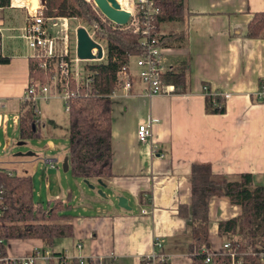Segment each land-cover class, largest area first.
I'll list each match as a JSON object with an SVG mask.
<instances>
[{"label":"crops","instance_id":"crops-1","mask_svg":"<svg viewBox=\"0 0 264 264\" xmlns=\"http://www.w3.org/2000/svg\"><path fill=\"white\" fill-rule=\"evenodd\" d=\"M184 7L181 18L158 23L161 35L181 36L163 43L160 59L166 71L182 73L184 80L169 81L172 93L148 96L135 74L128 91L110 97L112 174L102 181L105 185L90 179L93 190L76 197L71 236L55 239L52 246L39 237L10 238L8 255L37 248L65 252L76 258L73 264L79 257L83 264H140L152 249L153 237L159 236L169 264H192L186 252L188 221L178 213L180 204L191 203V163L210 162L214 174L227 179L249 172L264 183V100L256 96L264 78V37L245 35L253 14L264 10V0H184ZM26 14L22 5L0 7V113L8 114L5 127L0 126L4 134L9 127L19 129L22 95L31 78L33 51L22 36ZM204 85L230 93L224 112L206 111ZM148 122L151 136L140 140L137 127ZM9 143L7 138L0 149ZM0 161L11 167L7 159ZM98 189H106V195H98ZM117 194L127 198L130 209L117 204ZM239 211L240 205L227 196H212V250L226 241L218 221ZM34 264L62 263L37 258Z\"/></svg>","mask_w":264,"mask_h":264},{"label":"trees","instance_id":"trees-1","mask_svg":"<svg viewBox=\"0 0 264 264\" xmlns=\"http://www.w3.org/2000/svg\"><path fill=\"white\" fill-rule=\"evenodd\" d=\"M160 11L155 23L181 18L184 0H154ZM11 0H0L6 7ZM46 16H78L106 41V59L90 66L96 69L93 93L74 95L69 99L68 151L69 170L81 178L101 179L112 174V104L107 95L115 84L116 70L128 60L129 54H139L145 48L139 42V34L131 29L118 27L108 19L102 20L90 0H45ZM249 37H264V10L253 14L245 32ZM181 36L161 35V44L170 38ZM30 77L44 80L47 72L39 67V61L30 59ZM164 81L182 82L183 74L166 71ZM264 100V99H260ZM226 101L221 93H205L207 112H224ZM38 120L33 105L22 102L19 121L20 138H27L39 132ZM191 203L180 204L178 213L188 221L186 252L192 264H232L229 253L212 250L209 240V204L212 196H227L232 203L240 205L237 215L218 221V232L238 249L247 246L264 247V183L255 175L242 172L236 179L218 177L212 171L211 163L193 161L190 168ZM0 255L6 254V241L10 238L39 237L49 246L57 238L72 235V195L47 199L46 202L33 199L31 176L28 173H9L0 170ZM206 248L212 251L206 262ZM242 264H264L256 262L251 255L243 256ZM73 263L74 260H73ZM0 264H8L2 260ZM140 264H147L142 259ZM158 264H169L168 260Z\"/></svg>","mask_w":264,"mask_h":264},{"label":"built area","instance_id":"built-area-1","mask_svg":"<svg viewBox=\"0 0 264 264\" xmlns=\"http://www.w3.org/2000/svg\"><path fill=\"white\" fill-rule=\"evenodd\" d=\"M37 5L31 7L26 3H18L15 0L11 4L22 5L26 8L27 14L23 25L22 36L26 40L28 46L32 49V57L39 61V67L47 72V77L44 80L39 78H30L26 86L25 92L22 95V102H29L33 105V111L38 121L39 100H47L48 98L58 97L62 99L66 111L69 109V99L74 95H89L93 93V85L95 82L96 69L90 65L106 59L107 47L106 41L103 38L96 36L95 31L85 24L77 23L73 30H70L69 20L71 17L66 16H46L44 13L45 0H37ZM94 2V1H93ZM121 8L129 13L126 23H115L108 19L97 7L95 2L93 8L96 10L102 20L108 19L118 27L131 29L139 34V42L145 48L143 53L129 54L126 63H123L115 73V84L109 97L115 96L120 90L128 91L132 87V78L135 74L138 75L141 82L144 84V93L152 96L158 93L174 92L173 84L162 79V73L166 72L161 64L160 55L163 44L160 42L161 33L158 30V25L155 23V17L159 13L160 8L155 4L154 0H124L120 3ZM1 7V6H0ZM79 18L78 16H73ZM53 24L62 22V30L56 35L51 34L48 28V23ZM2 20L0 18V60L3 56V35L1 30ZM79 26L85 27L89 36L101 46V56H96L98 49L93 47L92 53L94 58H80L77 54L76 43L72 46L69 39L71 31L76 34V29ZM134 59V61H131ZM132 63L136 66V70L132 68ZM205 93L218 94L221 93L224 99L230 96L229 92L210 90L207 85L203 86ZM258 99H264V78L259 82L258 90L256 91ZM3 101L0 104L3 105ZM19 114L13 116V120H17ZM8 120L6 112L0 113V126L5 127ZM151 123H140L137 127V136L140 140H146L151 136ZM5 149V147H3ZM155 152V150H153ZM56 158L48 159L51 166H55ZM22 168L24 166L22 165ZM0 170H6L9 173L15 172L12 168L9 169L0 161ZM2 191L0 185V193ZM142 213H146V209H141ZM80 246V244H78ZM206 253L205 261H210L211 250L202 248ZM218 251V250H216ZM221 252L229 253L232 259V264H242L243 256L251 255L256 262H264V247L262 246H247L245 249H238L232 246L229 241L222 244ZM218 251V252H219ZM37 258H43L45 261L50 259L56 260L62 264H73L75 257L68 255L65 252H54L50 249L39 250L33 249L30 253L10 256L7 253L0 255V261L4 260L8 264H34ZM76 259V258H75ZM142 259L147 260V264H158L167 261V255L162 250V240L159 236H154L152 240V249L149 253L143 255ZM78 264H83L82 257L77 258Z\"/></svg>","mask_w":264,"mask_h":264},{"label":"rangeland","instance_id":"rangeland-1","mask_svg":"<svg viewBox=\"0 0 264 264\" xmlns=\"http://www.w3.org/2000/svg\"><path fill=\"white\" fill-rule=\"evenodd\" d=\"M93 2V0H90ZM124 1V0H123ZM37 1L34 6L37 5ZM94 3V2H93ZM5 12H16L18 8H5ZM45 9V8H44ZM77 23L89 26L82 18H70V30H73ZM48 28L51 34L56 35L62 30V22L53 24L52 21L48 23ZM69 39L72 46L75 44L76 34L69 33ZM131 61L133 62L134 59ZM39 107L40 123L39 132L27 138H20L19 129L9 127L7 133L4 134L2 127H0V146L6 143V139H10L9 145L3 150L0 149V158H5L9 161V169H13L18 173L27 172L31 176L32 193L34 200L46 202L49 196L55 193L63 196L67 192H71L74 198L71 200L76 204V197H79L83 192H90L93 190L88 183L81 177H76L69 169L64 171L62 168V161L64 155L68 151V125L69 114L64 108L62 99L58 97L48 98L47 100H39L37 102ZM22 141L23 143H18ZM52 142V143H50ZM27 151H32L34 154L27 155ZM17 152L23 154L17 155ZM57 158L55 166H51L48 159ZM22 165L24 168H22ZM25 171V172H24ZM103 189L102 192H105ZM98 195H102L98 192Z\"/></svg>","mask_w":264,"mask_h":264},{"label":"water","instance_id":"water-1","mask_svg":"<svg viewBox=\"0 0 264 264\" xmlns=\"http://www.w3.org/2000/svg\"><path fill=\"white\" fill-rule=\"evenodd\" d=\"M100 11L110 20L114 21L115 23H126L129 17L128 11L121 8L120 3L117 0H93ZM76 49L77 54L80 58H94L95 55L92 53L91 49L93 47H97L98 52L96 56H101V46L97 43L94 39H92L85 27L79 26L76 29ZM18 143H23L22 141H18ZM17 155L23 154L22 152H17ZM25 154L32 155L34 152L27 151ZM62 168L64 171L69 169V156L66 154L62 161ZM84 181L90 185V187H94V184L90 182V180L84 178ZM98 182L101 185H105L102 180L99 178ZM98 192H101L103 196L106 194L102 192V189H98ZM115 199L117 200V204L124 208H131L128 205V200L124 195L117 194L115 195Z\"/></svg>","mask_w":264,"mask_h":264},{"label":"bare ground","instance_id":"bare-ground-1","mask_svg":"<svg viewBox=\"0 0 264 264\" xmlns=\"http://www.w3.org/2000/svg\"><path fill=\"white\" fill-rule=\"evenodd\" d=\"M15 1L18 2V3H26V4H29L31 7H33L37 0H15ZM20 1H22V2H20ZM117 1L119 3L123 2V0H117Z\"/></svg>","mask_w":264,"mask_h":264}]
</instances>
